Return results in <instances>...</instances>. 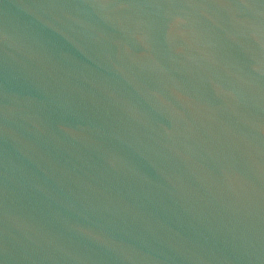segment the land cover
Segmentation results:
<instances>
[{"label": "water", "instance_id": "1", "mask_svg": "<svg viewBox=\"0 0 264 264\" xmlns=\"http://www.w3.org/2000/svg\"><path fill=\"white\" fill-rule=\"evenodd\" d=\"M0 264H264V0H0Z\"/></svg>", "mask_w": 264, "mask_h": 264}]
</instances>
